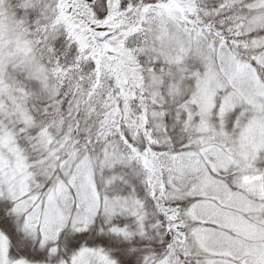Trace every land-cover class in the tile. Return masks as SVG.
Segmentation results:
<instances>
[{
	"label": "snow or ice",
	"instance_id": "obj_1",
	"mask_svg": "<svg viewBox=\"0 0 264 264\" xmlns=\"http://www.w3.org/2000/svg\"><path fill=\"white\" fill-rule=\"evenodd\" d=\"M0 264H264V0H0Z\"/></svg>",
	"mask_w": 264,
	"mask_h": 264
}]
</instances>
